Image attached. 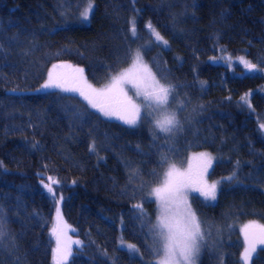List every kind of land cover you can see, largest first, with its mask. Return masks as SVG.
<instances>
[{"label":"trees","instance_id":"trees-1","mask_svg":"<svg viewBox=\"0 0 264 264\" xmlns=\"http://www.w3.org/2000/svg\"><path fill=\"white\" fill-rule=\"evenodd\" d=\"M138 49L173 89L180 133L146 115L134 126L120 120L125 98L111 96L121 103L106 116L61 88L38 92L54 69H83L91 87L102 86ZM240 57L261 71L244 73ZM261 120L264 0H0V212L15 225L0 236V264H56L58 213L79 241L62 264H160L153 189L170 166L204 152L220 191L214 205L192 198L208 240L199 264H264V244L249 247L264 226Z\"/></svg>","mask_w":264,"mask_h":264},{"label":"snow or ice","instance_id":"snow-or-ice-1","mask_svg":"<svg viewBox=\"0 0 264 264\" xmlns=\"http://www.w3.org/2000/svg\"><path fill=\"white\" fill-rule=\"evenodd\" d=\"M93 5L90 3L88 9L82 14L84 19H88V16L92 10ZM151 33L155 36L156 41H163L164 45H167V41L155 29L151 24L148 25ZM133 35H135V26L132 27ZM231 59V57H228ZM242 63L248 69H255L256 66L248 61H245L243 57L239 58ZM142 58L137 54L136 61L139 66L138 73H121L119 76L113 78V82L107 91H98L88 85L84 80L82 73L83 69H75L74 72L80 75L74 76L71 79V83L58 82L57 79L50 73L48 82L42 87L44 89L56 87L61 88L68 92H78L84 99L91 104L93 108H98L106 116L118 115L116 111L111 110L109 106L110 93L119 92L124 95L125 99L121 104V110L128 115H121L119 118L123 119L125 123L129 125H135L140 119V108L136 105L131 98H128L126 93H123L122 85L131 83L137 89V95H140V89L142 85H147L150 81V85L144 89V97L146 101V107H155L158 110L166 109L168 104V97L170 88L165 87L156 80L155 76L151 73L147 66L141 63ZM56 67V66H54ZM245 99L246 97L242 98ZM247 102V101H246ZM151 114V113H149ZM156 127L162 132L171 133L174 129L179 127V121L175 114L165 115L163 119L156 120ZM264 128V125H261ZM90 150H95V144L91 146ZM162 162L166 163L167 158L162 157ZM162 187L153 189L152 194L159 200L161 208V216L159 219L160 237L162 240L163 259L160 264H194L193 257L199 251V242L203 239V233L200 229V224L197 220L196 214L192 211L191 206L187 202L186 189L192 184L191 177H187L186 174H180L176 172L174 166L166 174ZM235 176L228 177V180H232ZM51 183H59V181L48 178ZM50 193H55L51 184L44 185ZM205 197H209L212 200L216 199V185L212 184L207 186V189L198 188ZM62 199V197H61ZM141 208L142 205H136ZM3 228V223L0 222V229ZM246 231V239L247 229ZM56 233L57 229H53ZM0 231V235H2ZM57 253H60L59 247V234H57ZM79 243V241H76ZM264 244V226H260L259 233H254L249 239V247L254 250L255 244ZM132 250H136L134 245H128ZM249 250H245L244 259H249ZM64 256L58 255L56 264H62Z\"/></svg>","mask_w":264,"mask_h":264},{"label":"rangeland","instance_id":"rangeland-1","mask_svg":"<svg viewBox=\"0 0 264 264\" xmlns=\"http://www.w3.org/2000/svg\"><path fill=\"white\" fill-rule=\"evenodd\" d=\"M91 12H92V10H91ZM91 12H90V14H91ZM134 22H136V20H134ZM155 31L158 32L157 30H155ZM138 34H139L138 30H136L135 36H138ZM160 36H162V35L160 34ZM154 39H155V36H154ZM163 39L166 40L164 37H163ZM155 41H156V39H155ZM156 42H158L160 45H162L165 48L170 47L168 41H167V46L163 44V41H156ZM137 54H139V56L142 58L141 63L143 65L147 66L148 69H150L151 73L155 76L156 80L159 81L160 84L164 85L157 78V76L153 72L150 64L145 60L143 51L141 49H138L136 51L134 61L131 64V66L128 67L127 69L123 70L121 73H138L139 72V66H137V61H136ZM244 68H245L244 73H259L261 71L260 68L257 66L255 69H251V70L248 69L246 66ZM50 73L57 79L58 82H61V83H64V82L71 83L72 77L77 76V75L71 74L68 70H64L62 72V74H60L61 73L60 69L51 70ZM121 73H119L116 76H119ZM116 76H114V77H116ZM48 77H49V75H48ZM113 78H111L107 83H105L102 86H98V87L94 86V89H96L98 91H107L113 82ZM150 83L151 82L149 81L147 85L141 86L140 95H137V89L133 86V84L126 83V84L122 85L123 93H126L127 97L131 98V100L136 105L139 106L140 117L142 115H146V118L150 119L155 126H156L155 122L157 119H163V117L165 115L175 114L177 120L179 121V127L174 129L172 132L180 133L181 125H180V119H179V114H180L179 110H180L181 106L180 105L178 106V104L177 105L175 104V101H174L175 93H174L173 89L169 86L164 85L165 87L170 88V93H169V97H168V104H167L166 109L158 110L155 107H146L145 106L146 101H145V97H144V89L146 87H148L150 85ZM47 90L48 89H44L42 87L41 89L38 90V92H46ZM65 92L75 94V95H79L78 97H81V98L83 97L78 92H68V91H65ZM111 96L125 98L123 94H121L119 92H115V91L110 93V97ZM109 102H110L109 104H111V105H119L121 103L115 99H110ZM86 103H87V101H86ZM110 108H112V106ZM149 113H151V114H149ZM120 120H122V119H120ZM261 125H264V121H262V120H261V123H259V126H260L261 131L264 134V128H261ZM213 160H215V158L210 153L204 152V153L191 155L187 164L184 166L172 165V166H174L176 172H178L180 174H186L187 177H191V179H192L191 186L186 189L187 202L191 206L192 211L196 214L197 220L200 224L201 232L203 233V239L199 242V251L193 257L194 264H196V260H197L198 256H199V261L197 264H199L200 256L202 254V249H204V246L208 243V240L205 236V228L202 225V221H201L200 217L198 216V214L196 213V211L193 207L192 198H193V196H202L211 205H214L217 202L218 196H219V191H220V185H219L218 181L215 182V181L210 180L211 164H212ZM172 166H170L167 169L166 174L171 170ZM166 174H165L163 182L159 186H157L156 188L163 186L165 180L167 179ZM212 184L216 185V193H215L216 199L215 200H212L209 197H205L200 191H197L198 188L207 189V186H210ZM152 199H154L158 203L159 215L161 216V208H160L159 200H157V198L154 197L153 195H152ZM0 222L3 223V228L0 229V231H2V233H3L2 235L6 234L9 231H14L15 225H14L13 220H12V215L8 211L0 212ZM254 224H255V222H251L249 224H243L241 227H242V229H245V228H248L250 226H253ZM70 227L67 228V226L62 224V217L58 213V215H57V226H56L57 232L54 234V238H55L54 243L57 244L56 245V260H57L58 255H61V254L64 256V259H66L68 256L71 255L72 251L76 248V244H77L76 241H78V240L75 239L74 231L72 230V227L71 228ZM230 231L232 232L233 229H230ZM57 234H59L60 253H57V247H58ZM2 235H0V236H2ZM221 244H223V243H221ZM211 246L213 247L212 250H217L218 248H221V246L219 245V238H216V240L212 241ZM64 259H63V261H64ZM63 261H62V263H63Z\"/></svg>","mask_w":264,"mask_h":264}]
</instances>
